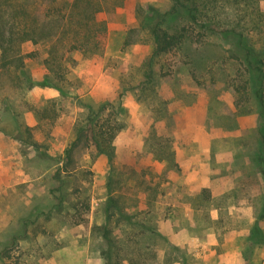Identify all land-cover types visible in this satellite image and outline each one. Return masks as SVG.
<instances>
[{
  "label": "rangeland",
  "instance_id": "obj_1",
  "mask_svg": "<svg viewBox=\"0 0 264 264\" xmlns=\"http://www.w3.org/2000/svg\"><path fill=\"white\" fill-rule=\"evenodd\" d=\"M150 4L169 0H106L97 15L106 20L104 48L67 53L61 77L30 41L22 66L0 59V264H104V225L119 264H264V152L241 55L196 32L201 41L157 57L150 81L152 43L141 26ZM240 4L219 5L215 17L264 49V0ZM119 97L124 127L112 161L83 142L71 146L85 104ZM110 169L109 192L128 220L107 210ZM140 223L166 241L134 236Z\"/></svg>",
  "mask_w": 264,
  "mask_h": 264
},
{
  "label": "trees",
  "instance_id": "obj_2",
  "mask_svg": "<svg viewBox=\"0 0 264 264\" xmlns=\"http://www.w3.org/2000/svg\"><path fill=\"white\" fill-rule=\"evenodd\" d=\"M106 0H0V59L2 66L17 63L23 65L25 56L33 53H21V45L30 41L33 45L44 48L43 64L56 77H61L58 70L64 69L65 55L75 50L86 53L92 50H102L106 39V20L98 18ZM241 1L238 0L239 6ZM219 5H229V0H169L165 8L148 5L141 17V26L146 28L150 35L152 49L144 67H147V78L154 73L153 66L157 57L173 49H183L185 44L200 40L197 33L215 34L230 44L232 51L238 53L244 71L247 73V84L251 95L258 103L260 121L257 125L259 148L264 152V49H258L251 38L236 25L223 23L215 17ZM197 32V33H196ZM201 41V40H200ZM198 41V42H200ZM58 69V70H56ZM40 84H44L41 82ZM51 87L60 94L65 89L56 81ZM246 87V86H245ZM84 112L75 123V137L71 146L83 142L95 148L98 155H104L108 163L113 159L112 141L124 124L118 122V116L124 112L120 97L117 100H104L98 104L86 103ZM110 111V113H108ZM109 115H111L109 117ZM71 147L65 149L66 158H70ZM112 167V166H111ZM113 169L107 173V210L116 208L118 214L127 220L123 213V206L117 207L115 196L110 194L114 176ZM58 186L52 191H58L56 206L62 207L65 198L63 181L55 176ZM153 205L150 200V206ZM112 212L107 211L106 220L109 221ZM153 217V214L150 215ZM29 221L24 219L23 226ZM31 222H34L33 220ZM136 224L135 222H132ZM134 236L142 235L146 231L150 238L158 236L166 241L157 230L156 225L150 226L140 223ZM102 237L106 241L103 249L104 264H119L111 261V248L117 245L111 237V232L104 225ZM255 232V231H254ZM253 236L254 233L250 232ZM17 235H14V239ZM175 248V247H174Z\"/></svg>",
  "mask_w": 264,
  "mask_h": 264
}]
</instances>
